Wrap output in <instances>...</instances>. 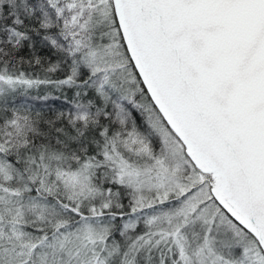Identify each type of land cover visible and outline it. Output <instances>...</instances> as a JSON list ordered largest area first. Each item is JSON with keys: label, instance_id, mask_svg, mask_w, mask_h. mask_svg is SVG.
Wrapping results in <instances>:
<instances>
[{"label": "snow or ice", "instance_id": "snow-or-ice-1", "mask_svg": "<svg viewBox=\"0 0 264 264\" xmlns=\"http://www.w3.org/2000/svg\"><path fill=\"white\" fill-rule=\"evenodd\" d=\"M0 264H264V0H0Z\"/></svg>", "mask_w": 264, "mask_h": 264}]
</instances>
